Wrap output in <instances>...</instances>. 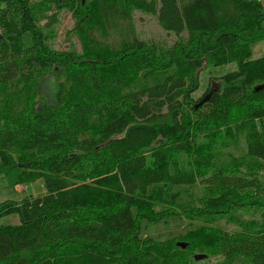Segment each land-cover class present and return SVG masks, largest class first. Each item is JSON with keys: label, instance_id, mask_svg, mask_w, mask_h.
<instances>
[{"label": "trees", "instance_id": "1", "mask_svg": "<svg viewBox=\"0 0 264 264\" xmlns=\"http://www.w3.org/2000/svg\"><path fill=\"white\" fill-rule=\"evenodd\" d=\"M37 2L67 7L79 51L45 45ZM136 11L174 41L140 38ZM263 39L261 0H0V174L45 187L0 201V264H183L198 221L248 208L260 220L212 229L207 264H264ZM226 64L223 89L194 100L199 72ZM228 107L243 146L199 144Z\"/></svg>", "mask_w": 264, "mask_h": 264}, {"label": "rangeland", "instance_id": "2", "mask_svg": "<svg viewBox=\"0 0 264 264\" xmlns=\"http://www.w3.org/2000/svg\"><path fill=\"white\" fill-rule=\"evenodd\" d=\"M262 3L264 5V0H262ZM35 16L37 27L43 33L46 46L58 51L66 49L80 50V43L76 31L77 26L71 17L70 11L65 5L56 6L54 4L37 2ZM133 20L136 32L140 38L145 40H162L167 45H170L174 41V36L164 31L158 25L154 14L136 11L134 12ZM1 46L2 43L0 42V47ZM250 49V58L256 59L263 57L264 39L253 43ZM26 54L27 63H30L31 53L28 52ZM234 69H236L235 64L208 65L205 67L197 76V88L193 93V99L197 100L198 97H203L204 99L213 91L220 92L225 86V82L222 79L223 74ZM55 77L54 73L51 72L41 81L40 92L48 99H53L54 97ZM208 90L209 93L207 94ZM227 111L228 119L226 122L219 127V129L212 131L211 134L199 138L197 141L199 144L214 145V149L220 152L224 149L223 146L226 143L229 145H242V137H240V135H237L235 140L232 135H230V132H233L235 127V122L233 120L239 117V112L237 109L229 107L227 108ZM25 186L26 188H20L21 186L19 184L15 186L11 185L9 179L5 175L0 174V201H22L23 199L38 197L45 193V187L41 179L27 182ZM256 213L257 212L253 209L248 208L245 211L236 210L230 214H221L217 218L214 227H207V222L198 221L197 226H201V230L204 231L202 234H206V238H190L184 240L183 243H185V247L178 245L182 248L181 253L185 251L183 253L184 259H181V262L184 260H187V262L183 264H207L213 262V259L215 258V242H207L208 239H212L213 237L212 229L228 232L244 230L249 224L255 222V220H260ZM1 222L4 224H15L18 222V216L15 213L7 214L1 217ZM200 253H209L210 256L198 259L193 263L189 255L193 254V256H195Z\"/></svg>", "mask_w": 264, "mask_h": 264}, {"label": "water", "instance_id": "3", "mask_svg": "<svg viewBox=\"0 0 264 264\" xmlns=\"http://www.w3.org/2000/svg\"><path fill=\"white\" fill-rule=\"evenodd\" d=\"M208 98V96H206L204 100H206ZM178 245H180L181 247H185V243L181 242V243H178ZM195 259H202V258H205V255L204 254H198V255H195L194 256Z\"/></svg>", "mask_w": 264, "mask_h": 264}, {"label": "built area", "instance_id": "4", "mask_svg": "<svg viewBox=\"0 0 264 264\" xmlns=\"http://www.w3.org/2000/svg\"><path fill=\"white\" fill-rule=\"evenodd\" d=\"M21 187L20 188H26L24 184H19Z\"/></svg>", "mask_w": 264, "mask_h": 264}, {"label": "crops", "instance_id": "5", "mask_svg": "<svg viewBox=\"0 0 264 264\" xmlns=\"http://www.w3.org/2000/svg\"><path fill=\"white\" fill-rule=\"evenodd\" d=\"M262 1V0H261Z\"/></svg>", "mask_w": 264, "mask_h": 264}]
</instances>
